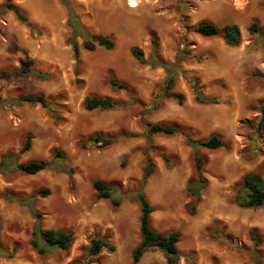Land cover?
Returning <instances> with one entry per match:
<instances>
[{
  "label": "rangeland",
  "instance_id": "1",
  "mask_svg": "<svg viewBox=\"0 0 264 264\" xmlns=\"http://www.w3.org/2000/svg\"><path fill=\"white\" fill-rule=\"evenodd\" d=\"M8 1L34 31L0 0V160L16 157L0 173V264H264V206L234 201L246 175L259 177L264 188V0H68L82 27L113 42L109 50L88 51L76 38L77 57L60 0ZM201 21L236 25L239 44L196 35L192 29ZM252 24L256 32L249 31ZM178 56L172 92L182 95L181 104L162 95L167 73L152 64L158 57L171 65ZM194 78L216 104L194 100ZM23 96H41L46 106L10 103ZM90 98L123 106L88 111ZM142 120L178 133L153 135L148 143ZM28 136L30 148L19 153ZM211 136L225 146L195 153L187 143ZM105 140L114 143L99 147ZM56 152L61 160H53ZM195 155L205 181L198 200L187 191L197 180ZM29 161H55V168L9 172L15 162ZM147 161L152 172L142 183ZM95 180L125 193L141 189L152 208L151 229L179 235L177 259L151 248L133 263L139 205L124 199L113 207L98 199ZM40 190L47 194L32 198ZM31 207L42 229L71 234L68 249L36 253ZM92 239L113 251L89 255Z\"/></svg>",
  "mask_w": 264,
  "mask_h": 264
},
{
  "label": "trees",
  "instance_id": "2",
  "mask_svg": "<svg viewBox=\"0 0 264 264\" xmlns=\"http://www.w3.org/2000/svg\"><path fill=\"white\" fill-rule=\"evenodd\" d=\"M61 4L65 7L68 15L67 25L71 30V37L69 39V44L72 47L74 56L77 57L78 48L75 42L76 38L82 40V46L84 49L91 51L96 45L101 46L105 49H111L113 47V42L108 38H102L90 34L84 27H82L74 15L70 3L68 0H60ZM2 9L8 10L13 13V15L25 25L31 32L34 31V27L30 24L24 15V13L17 7L11 4L8 0H4ZM249 31L256 32L257 26L252 24L249 27ZM192 32L196 35L203 38H221L226 45L237 46L240 42V32L236 25H226L222 28L217 27L216 25L208 22L201 21L194 26ZM155 45V43H154ZM156 46V45H155ZM132 54L140 63H144L141 52L138 50H132ZM181 62V56H178L174 64H166L159 60L158 57H155V60L152 61L154 66L161 67L167 73V78L165 84L162 88V95L168 99H174L178 104L182 103L183 97L180 94L172 92L175 81V68L178 63ZM21 72L26 73L27 71L23 68L20 69ZM38 77H45V75L35 72ZM111 85L115 88L124 89V86L118 85L115 82H111ZM192 90L194 94V100L203 105L216 104L217 100L213 97L205 96L199 89V81L194 78V83L192 84ZM13 105L21 104H30L36 105L39 104L42 107L46 106L45 101L41 96L31 97L23 96L15 100L10 101ZM123 104L115 103L109 99H100V98H90L85 102V109L90 111L97 108L102 110H113L122 107ZM264 122V106L260 108V121L259 126ZM142 125L145 130L146 140L149 143L150 137L153 135H173L178 133V130L175 128H170L162 125H151L146 121L142 120ZM114 143V140H105L99 147H107ZM188 145L195 151L198 148H204L208 150H216L220 147H224L225 143L222 139L217 136H211L204 141H193L187 139ZM30 148V137H26L25 142L19 153H24ZM62 155L60 152L54 154L53 160H61ZM7 159L16 160L15 156L3 157L0 160V173H5V164L8 161ZM151 164L147 161V164L144 168L143 176L141 182L143 183L146 178L151 174ZM194 167L197 174V180H191L188 183L187 191L188 194L195 200L199 199L200 191L204 188L205 181L201 176L202 169V160L198 156H194ZM55 168V161L49 163L29 161L26 163L17 164L14 163L9 169V172L18 171L26 175H35L43 170H50ZM64 166L60 168L62 170ZM92 187L97 195L98 199L109 200L113 207H118L121 204V201L124 199H130L135 201L139 205L140 209V218H139V231L141 239L132 252V261L137 263L141 255L148 249L156 248L158 249L166 259L174 261L178 257L177 252V243L179 241V235L176 232H170L168 234H158L154 232L150 227V214L152 213V208L142 192L141 189L135 190L133 193H125L120 189H115L106 186L103 182L95 180L92 182ZM47 194L46 190H40L32 195V198L41 195L45 196ZM3 198H8L10 196L3 195ZM21 201V200H20ZM235 203L244 208L257 209L264 206V188L262 187V180L256 175H246L241 181V187L237 192L235 197ZM22 202V201H21ZM31 217L34 219V226L31 233V246L39 255H47L54 251H64L69 248L72 242L71 234L64 232L58 229H42L41 215L32 207L29 208ZM101 250L113 251V248L110 247L105 241L92 239L89 244V255L94 256L99 253ZM258 264V263H254Z\"/></svg>",
  "mask_w": 264,
  "mask_h": 264
}]
</instances>
